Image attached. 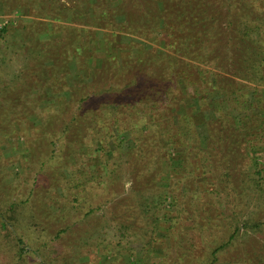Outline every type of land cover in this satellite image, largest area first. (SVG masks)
I'll use <instances>...</instances> for the list:
<instances>
[{"label": "rangeland", "instance_id": "obj_1", "mask_svg": "<svg viewBox=\"0 0 264 264\" xmlns=\"http://www.w3.org/2000/svg\"><path fill=\"white\" fill-rule=\"evenodd\" d=\"M137 1L138 9L141 10L136 9L134 11L138 12L130 15L138 19L141 18V12L146 11L148 17H142L145 19L142 28L146 36L138 35L134 30L126 33L114 28L110 35L106 34L109 29H96L95 37L91 36L94 42L89 47V60L85 61L83 54L79 53L65 68L56 70L52 68L51 61H46L55 51L52 44L56 45L62 40V36L67 35L66 32L81 35L83 29L57 24L66 22L55 23L37 14L43 6L48 11L52 3H56L54 15L63 16L67 10L58 9L60 5L70 7L80 0H0V29L4 26L7 28V31L1 33L0 39V205L10 197L21 201L29 189L33 190L30 204H20L17 208L22 214V220L16 227V234H23L22 245L31 249L27 258L35 259V262L44 259L51 264H62V261H66L65 264H68L67 261L70 264H207L214 247L227 242L218 251L219 260L214 264H264V210L254 208V203L246 210L244 208L245 212L238 220V229L230 239L232 229H229V220L224 219L222 212L233 206L228 208L223 195L225 191L237 186V181H234L235 176L228 180L221 172L208 168L209 163L214 164L213 161L222 157L221 141H212L210 157L199 151L209 146L205 138L209 129L223 135L229 134L225 127L229 125L227 121L215 119L214 111L221 106L223 111L229 112L235 119L243 118L244 123L250 119L253 123L260 121L262 128L251 123L253 131L258 135L253 131L245 132L251 134L246 135V140H252V144H255L252 155L254 160L262 162L264 110L257 108V105L250 107L244 102L241 110H231L226 105L227 94L216 89H209L206 99L208 106L201 108L197 95L190 93L191 87H184L180 77L177 92L172 95L174 98H171L169 105L164 107L161 104L159 107L149 102V99H154L155 103L159 98V95L152 92V89L159 90L154 81H146L142 76L144 81L140 80L130 64L122 67V60H129L132 53L135 58L142 57L145 60L146 63L142 66L147 72L151 65L150 56L156 51H163L171 55L176 69L182 67L183 72L190 70L199 73L202 79L197 82V86L208 89V71L212 70L211 67L195 62L194 59L196 65L186 67L181 64L179 54L172 49L179 45V33L174 25L178 27V22L184 24L181 26L182 33L192 36V41H195L196 37L188 27L199 18L198 9L206 10L204 15L216 11L214 15L218 18V28L213 36L216 34L215 37L222 41V52L226 55L227 49H231L243 53L244 45L237 42V23L226 26L225 18L226 13L231 12L228 20L238 19L236 8L250 2ZM117 2L130 6L135 0H111V4ZM209 2L211 7L205 5ZM154 4L159 7V12L155 11V15L152 13L157 10ZM192 8L193 13L185 12ZM244 14L246 16L241 15L239 18L248 20L251 16L248 11ZM38 17L44 21L37 19L36 22L43 24L35 23L30 36H42L41 42L37 40V48L42 54L31 51L32 44H35L33 40L29 39L24 43V40H20L22 25ZM258 18L264 19V15ZM154 19L160 25L154 27L151 23ZM233 36L236 38L232 40ZM191 48L194 52L199 49L194 45ZM53 70L56 72L52 73ZM213 70L218 72V69ZM102 73L108 75V78L103 77ZM119 78L122 79L117 81ZM43 81L48 82L45 87L42 85ZM258 88L264 90L263 85ZM151 93L153 98L149 97L142 102V98ZM57 99L67 104L64 112H55L51 106ZM102 101L117 106L114 118L123 125L113 127L110 125L111 118L102 117L100 110V119L97 120L102 121L104 130L113 133L111 135L108 132L104 146L108 158L114 156V159H109L108 164L111 165L118 157L119 150L114 145L116 135L120 139L124 138V148H129L133 141L147 142L142 147L146 151V158H138L141 162L138 166L143 168L142 163L146 162L147 166L154 164L157 174L155 173L154 182L149 184L151 189L143 186L142 191L136 190L138 186L135 183L139 178H135L132 173L128 176L130 164L128 160L124 162V157H121L123 163L119 168L120 172L117 175H103V184L87 180L92 162L104 158L103 150L96 143L101 133L97 131L98 125L91 121V117L96 114L88 110V106ZM78 105L81 107L73 112ZM148 110H152L154 120L160 124L157 128L143 127V113ZM185 110L192 116L190 123L194 128L195 140L192 139L193 143L184 138L176 139L174 144L165 142V139L173 138L172 134L176 131L173 117ZM75 115L79 120L71 121ZM81 115L82 120L79 118ZM169 120L171 127L167 124ZM207 120L209 122L205 125ZM65 125H69V130L62 132ZM244 125L248 128L247 123ZM148 132L149 141L144 139ZM75 139L77 142L69 145ZM188 142L191 146L187 151L184 144L187 146ZM155 153L160 163L159 169L155 164ZM186 155H189L190 160L189 164L186 161L187 167L184 160ZM203 158H207L204 163ZM239 162L242 171L247 168L249 171L255 169L254 163L250 164L247 158H240ZM114 166L118 167L117 164ZM141 175L142 180L148 178L145 170ZM217 186L221 188V193L213 190ZM151 197L156 200L151 203L148 211L143 212V205ZM176 208L179 209L180 220L176 219ZM28 215H35V219L30 222ZM127 219L134 223V236L121 226L118 227L120 221ZM152 226L156 231V238L152 243H147L145 241L150 233L146 230L149 231ZM62 228L65 231L59 237L55 236L56 231ZM52 236L53 239H50Z\"/></svg>", "mask_w": 264, "mask_h": 264}, {"label": "trees", "instance_id": "obj_2", "mask_svg": "<svg viewBox=\"0 0 264 264\" xmlns=\"http://www.w3.org/2000/svg\"><path fill=\"white\" fill-rule=\"evenodd\" d=\"M246 1H249L250 3L246 6H240L236 8L238 19L230 18L228 20V16L230 17L231 12H227V16L225 18V21L227 23L226 26H229L230 24L232 25V23H237V42L244 45L243 53L234 52L231 49H227L226 55H224V52H222V41L220 42V38L215 37L216 34L215 36H213L214 31H216L218 28V18L214 15L216 11L211 12V14L204 15V12L206 10H201L200 8L198 9L197 12L199 14V18L195 20V23L193 22L195 24L194 26L192 23V26L194 28L192 29V26L188 27V29L191 30V32L195 35V41H192V36L182 33L183 30L181 29V26H183L184 24L178 22V27L174 25V29L179 33L177 37L179 45L177 47V45L175 44L176 46L172 49L176 54H179V56H177L180 57L181 64L186 67L195 66V62L211 67L212 70L208 71V77L210 78L208 89L202 86H197V82L201 81L202 79L199 73L191 72L190 70L189 72L191 73L183 72L182 67L176 69L173 66L175 64L173 60H171V55L163 51H156L154 52L153 56H150L151 65L148 68L147 72L142 66L143 63H146L145 60H143L142 57L135 58L132 53L130 54L129 60H122V67L128 66V64H130L131 68L136 70L140 80L144 81L143 79H146V81H154L156 88H159V90L154 91L152 89V92L156 93V95H159L157 96L159 98H157L155 103H153L154 99H149V102H151L153 105H159V107L161 104H163L164 107L167 104L169 105L170 100L173 97V93L176 94L177 92L176 89L179 83L177 81L178 77H180L184 83V87L186 89L191 87L190 93L193 96L197 95V99L200 101L201 108L208 106V100L206 99L209 89H216L218 92L227 94L228 101H226L227 103H225L231 110H241V104L243 102L249 104L250 107L254 108L255 105H257V108L264 110V90H259L258 88V86L260 85L264 86V19L260 18L259 20L258 18L259 16L264 15V0ZM156 3H158V0L156 1ZM253 3H259L261 5H254ZM205 5H209L210 7L212 6L210 2L209 4L206 3ZM56 6V3H52L48 11L43 6L37 16L53 20L55 23L65 21L66 23L57 24H65V26L79 28L80 30L83 29V33L81 35L79 33H77L76 35L75 33L66 32L67 35L64 34V37L62 36V40L58 41L56 45L52 44V46L54 45L55 47V51L51 53L50 58H46V61H51L50 64H52V68L56 70L65 68L67 64L71 62V60L74 61V58H77L79 53L83 54L82 56L84 57L85 61L89 60L91 53L89 47L91 43L94 42V39L91 38V36L94 35L95 37L96 29H109L106 34L114 32V28L126 33H130L134 30L133 32H136L138 35L146 36L145 30L142 28V26L144 25L142 24V22L145 20L142 18L143 15L148 17V15L145 13L146 11H143V13L141 12V18H133L134 12H138L141 10L138 9L139 5L137 0H135V2H131L130 6H126V4L121 3L118 4V2L117 4H111V0H80V2H76L70 7L60 5L58 9H63L64 11L67 10V13H64L63 16L54 15V13L56 12V9H54V7ZM154 6L157 8V10L152 11L153 15H155V11L159 12V7L156 6V4H154ZM191 6L194 7V5ZM136 9H138V11H134ZM192 10L193 8L189 10L187 9L185 10V12L190 11L193 13L194 10ZM245 11H248V13L251 14L248 20L239 18L241 17V15L246 16L244 14ZM130 14L133 15L131 16ZM180 15L181 13H179V16ZM157 16L158 14H156V17ZM156 17L154 16L155 19ZM34 19L35 20H31L30 22L22 25L23 29L20 33V40H24L23 43L29 39L33 40L35 44H32L31 51H33V53L35 52L38 54H42L41 51H39V49L37 48V40L38 42H41L40 40H43L42 36L37 37L36 34H33V36L30 35L33 31L35 23H41L36 22V20H44H42L40 17ZM155 19L151 21L154 27L160 25V23H158ZM207 21H209L208 24ZM5 31H7V28L5 26L0 29V39H2L1 33ZM29 36L31 38H29ZM235 38L236 37L233 36L232 40ZM173 42L174 40L172 41V44ZM192 45H194L195 48H199L197 52H194V49L191 48ZM57 49H60V51L57 52ZM183 56H185V58H183ZM190 59L192 61H190ZM193 59L195 60V62H193ZM213 69H218V72ZM55 72L56 71L53 70L52 73ZM102 76L108 78V75L104 73H102ZM134 76L135 75H133V77ZM141 76L144 78L142 79ZM49 78H51V76H49ZM121 79L122 78H119L117 81H120ZM42 83L43 87H45V84L48 82L43 81ZM154 83H152V85ZM251 86L252 88H250ZM153 93H151L146 98H142V102H145V100L149 97L153 98ZM240 98L242 99L241 101ZM251 99H253V101ZM140 101L141 98L137 100L138 103ZM91 105L92 106H88V110H91V112L93 111L96 114L91 117V121L92 123L98 125L97 127L99 129H97V131L98 133H101L99 134V136L101 137L97 138L96 143L97 146H99L100 149L103 150L104 158H102L98 162H92L91 168L89 167V176H86L87 180H92L103 184V175H117L120 172L119 168L123 163L121 157H124L126 159L124 162L128 160V163L130 164V172L128 173V176L133 174L135 178H139L135 183V185L138 186V189L136 190L142 191L143 186L144 188L146 187L148 189H151L149 184L154 182V178L157 174V172H155L154 164L151 163V166H147L146 162L142 163L143 168H139L140 166H138L141 165V162L138 160V158H146V151H144L142 147L146 145L147 142L133 141L132 145H130L129 148H124V138H122V140L120 139V136L116 135V141L114 142V145L119 150L118 157L117 160L113 161L112 164L109 165V159H114V156L112 155V158H108V153H105L104 146L106 142V136L109 135L108 132L110 131L104 130L105 127L103 126L102 121L97 120L100 119L98 118V116H100V110L102 112V117L111 118L112 123L110 125H112L113 127L118 128L123 125L118 122L117 118H114L117 106L111 103H103V101L98 103L97 105H93V103H91ZM163 105L161 107H163ZM51 106L56 110L55 112H64V110H66V108L68 107L66 103H63L58 99L54 100ZM78 107H81V105L76 106L73 112L78 110ZM219 107L220 108H216L214 111L215 119L222 122L225 120L227 121L229 125H225V127L228 129L229 134L223 135L219 131L213 132L211 129H209V131H207L208 134L205 137L206 141L209 143V146L203 148L200 147L201 149H199V151L207 154L210 157L212 150V146H210V144L212 143V141H221V143H223L222 146H224H220L222 157L221 159L213 161L214 164L209 163L210 166L208 168L210 169L212 167V170L216 169L217 172H221V175H225L226 179L228 180H230L232 176H235L234 181H237V186L229 189L228 192L224 190L225 192L223 195V198H225V203L228 204V208L229 206H233V208H229L228 211L222 212V214L224 215V219L228 218L229 220V229H232V232L229 236V238L231 239L233 238L236 229H238L239 217L243 215V212H245V210L250 207L252 203H254L255 205L253 206L254 208L260 207L261 210H264V158L262 162L254 160V156L252 155L254 153L253 148L255 147V144H252V140H246V135L251 134H248L245 131H253L254 128V126L251 124L253 123L251 122V119L244 123L243 118L238 117L237 120L229 112L223 111L224 109L221 106ZM49 108L50 106L46 109ZM143 117H145L143 127H146L148 129L150 126L154 128L160 126V124L154 120L155 118L152 114V110L144 112ZM191 117L192 116L189 114L188 110L175 114V117H173L175 123L173 127H176V131L172 134L173 138H167L165 139V142L167 141L170 144H174L175 142H177L176 139L184 138L190 139L193 143L192 139L195 140V138L194 128H192V124L190 123ZM79 118L80 120H82L83 115H81V117ZM77 119L78 117L75 115L72 116L71 121ZM208 122L209 120L205 122V125H207ZM255 122L256 123L253 124H256L262 128L259 120H256ZM246 123L248 125V128H246V126L244 125ZM167 124L169 127L171 125V121H167ZM68 130L69 125L63 126L62 132ZM110 133L111 135L113 134L112 132ZM253 133L255 134L256 132L253 131ZM147 135L149 136V132L148 134L144 135V139L149 141ZM255 135H258V133ZM76 142L77 139L70 141L69 145H73V143ZM189 146H191L189 142L187 146H185L184 144V149L187 151L190 150ZM154 157L156 158L155 164L159 169L160 163H158L157 161L156 153ZM118 158L122 162H120ZM240 158H247L250 164L254 163L253 165L255 166V169L249 171V168H247L242 171L241 166L239 165ZM188 159L189 155H186L184 158L186 167L188 166L186 161L188 162V164L190 161ZM206 159L207 158L202 159L203 163ZM116 164L118 165V167L114 166ZM136 166L138 167L136 168ZM222 168L224 169V171ZM143 170H145L148 175V178L146 180H142L143 175L141 174ZM77 171L81 173V170L79 168H77ZM83 172L85 173V171ZM152 177L153 179H150ZM153 187H155V184ZM213 190L216 193H221V188L219 186H217ZM32 194L33 190L29 189L27 194L21 201L16 200V198L14 197H10L9 200L6 198L8 200L6 203L0 205V264H51V262H47V260L44 259L40 262H35V259L29 260L27 258V255L31 252V249L25 246V244L22 245L23 234L21 232L20 234H16V232H18V229L16 227L20 225L22 220V214L18 212L17 208L20 204H30ZM155 200L156 199H154L153 197H151L150 200H147L143 205L142 211H148L147 209ZM126 202L127 204H129L128 201ZM49 212L48 215L50 214ZM45 213L47 212L45 211ZM176 213V219L180 220V217H178L179 209L177 208ZM27 217L29 218L30 222L35 219V215L34 217H31L29 215ZM252 219H254V217H252ZM130 221V219L120 221L118 227L121 226L128 233H130L131 236H134L136 232L133 227L134 223L132 224V222L130 223ZM114 223L117 222L114 220ZM63 231H65V228L56 231L57 234H55V236L59 237V235ZM146 232L150 233V235L145 242L152 243V240L156 238L155 229L152 226V228L149 231L146 230ZM27 233L30 235L28 231ZM50 239H53V236ZM226 245L227 242H223L222 244L215 246L211 253V259L207 264H214L216 260H219L218 251L220 249H223ZM73 261L75 262V260ZM65 262L66 261H64L63 263L62 261V264H65ZM67 263L70 264V261H67Z\"/></svg>", "mask_w": 264, "mask_h": 264}]
</instances>
